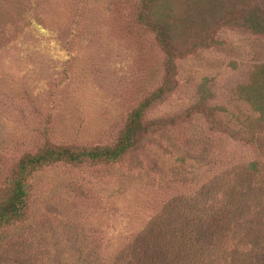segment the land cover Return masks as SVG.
<instances>
[{
	"label": "rangeland",
	"instance_id": "obj_1",
	"mask_svg": "<svg viewBox=\"0 0 264 264\" xmlns=\"http://www.w3.org/2000/svg\"><path fill=\"white\" fill-rule=\"evenodd\" d=\"M166 1L164 46L141 0H0V198L23 155L113 147L150 100L118 162L34 172L0 264H264V0Z\"/></svg>",
	"mask_w": 264,
	"mask_h": 264
},
{
	"label": "trees",
	"instance_id": "obj_2",
	"mask_svg": "<svg viewBox=\"0 0 264 264\" xmlns=\"http://www.w3.org/2000/svg\"><path fill=\"white\" fill-rule=\"evenodd\" d=\"M142 13L140 15L141 23L144 25H150L152 30L156 32L157 39L160 43L166 46L167 39L164 37L162 30L159 28V23L154 18L155 13L151 11V7L154 6L155 11L163 10L166 12H170L171 8L166 0H141ZM252 16L248 21L251 20ZM253 20H257V18L253 17ZM256 22H253L251 25L253 29L256 28ZM167 56L170 57V53H167ZM264 100V98H263ZM248 101V100H247ZM150 100L142 103L138 109L132 112L131 117L129 119L128 125L120 135V140L113 147H93L91 149H72L68 147H60V146H50L36 154H25L23 155L17 162L15 171L12 174V177L6 180V194L2 195L0 198V229L13 225L17 221H21L24 218V214L28 207L29 203V190L27 187V180L34 175V172L40 170L44 167H50L57 164H70L71 166H75L76 164H82L84 161L95 164L98 162H109L116 163L118 160L125 154V152L134 147V145L138 142V135L142 132L138 128V124L140 122L141 114L145 108L149 105ZM252 108L254 110L259 111L262 110L258 108V106L252 103ZM259 165L261 161L257 162ZM250 169V170H249ZM248 170L253 171L258 176L261 175V169L257 167V164L252 161L248 165ZM264 179V177H262ZM226 226L227 233L230 231ZM234 229V228H233ZM255 232V231H254ZM174 233V231H173ZM178 238L175 236H168L167 241L171 242L176 241ZM230 242H224L226 245H229L230 248L234 243L239 244L232 238H227ZM237 240V238H235ZM168 244V242L164 241ZM241 243V241H239ZM232 244V245H231ZM242 244V243H241ZM240 244V246H242ZM239 246V245H236ZM233 249V247H232ZM161 250V245H160ZM176 251L175 249H170V252L165 255V257H172L175 262L182 261L179 258L175 257ZM215 255V253H214ZM238 259L234 258L232 255L228 257L231 261L239 264L241 262H245L248 259H252L249 254H246V249H238ZM201 260V257H199ZM195 260L192 257L189 258V261ZM236 260V261H235ZM188 261V262H189ZM211 259L207 258L205 264H211ZM202 262V261H201ZM173 262L168 261L166 264H171ZM191 264H196V260Z\"/></svg>",
	"mask_w": 264,
	"mask_h": 264
}]
</instances>
